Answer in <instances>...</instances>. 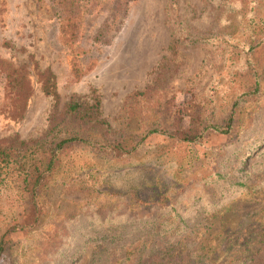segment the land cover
<instances>
[{
	"label": "rangeland",
	"instance_id": "rangeland-1",
	"mask_svg": "<svg viewBox=\"0 0 264 264\" xmlns=\"http://www.w3.org/2000/svg\"><path fill=\"white\" fill-rule=\"evenodd\" d=\"M181 3L179 16L194 45L171 50L180 28L174 26L173 33L167 25L178 15L168 14L169 0L83 2L75 47L60 42L51 0H0V140L43 136L55 102L43 93L39 75L49 69L56 76L59 110L72 97L96 93L112 128L110 141L140 143L132 153L126 147L121 158L101 149L74 154L42 198L41 224L28 236H14L17 264H89L91 250L81 256L80 248L111 227H125L131 239L140 218L152 212L132 204L130 189L153 202L157 180L166 183L174 208L153 215L179 214L188 223L217 220L221 208L240 194L248 198L243 193L248 187L250 197L262 201L264 0ZM13 69L31 82L26 106L22 99L18 103L8 78ZM181 128L197 129L199 144L160 133ZM1 201L3 231L17 210L13 206H25V200L11 182ZM247 210L252 218L260 216L255 204Z\"/></svg>",
	"mask_w": 264,
	"mask_h": 264
},
{
	"label": "trees",
	"instance_id": "trees-1",
	"mask_svg": "<svg viewBox=\"0 0 264 264\" xmlns=\"http://www.w3.org/2000/svg\"><path fill=\"white\" fill-rule=\"evenodd\" d=\"M87 1L91 0H51L58 19L59 39L66 47H75L78 42L83 21L81 6ZM183 8L181 0H169L166 8L168 14L178 12L177 16H172L177 18L171 19L174 23L168 20L167 25L173 33L174 26L180 28L169 48L171 50L179 44L194 45L188 34L189 28L183 26V16H179ZM13 70L8 78L18 90V103L21 104L22 99L26 106L32 96L31 82L26 75ZM39 81L43 93L55 102L43 136L23 140L15 135L0 140V216L4 213L1 194L9 183L17 184L25 200V206H13L17 210L10 224L0 231V264H17L13 259V252L18 246L14 236L18 233L28 236L41 224L45 211L42 198L74 154L80 150H91L95 154L101 149L108 155L121 158L126 153V147L132 153L140 146V143L127 146L121 138L110 141L112 128L103 116L102 100L96 93L92 92L86 99L72 97L59 110L56 76L48 69L39 75ZM143 93L137 95H145ZM22 111L25 107L14 117L19 119ZM218 131L229 133L219 128ZM156 132L159 131L153 133ZM160 133L188 145L199 144L201 139L197 129L181 128ZM221 182L226 184L227 180ZM165 186L163 180H157L149 197L153 202L138 199L139 192L135 188L130 189L131 196L128 197L132 204L136 205L135 201L140 210L148 208L152 212L147 219L140 218L139 230L131 239L127 238L125 227H111L89 238L79 254L84 256L85 251L91 250L89 264H264V197L262 201L250 197L252 188L248 187L243 192H247L248 198L240 194L233 203L221 208L217 220L206 218L193 224L179 214L174 217L153 215L174 208ZM247 204L250 209L252 204L259 206L260 216L252 218ZM6 207H10V201L6 202ZM42 264L53 263L47 261Z\"/></svg>",
	"mask_w": 264,
	"mask_h": 264
}]
</instances>
